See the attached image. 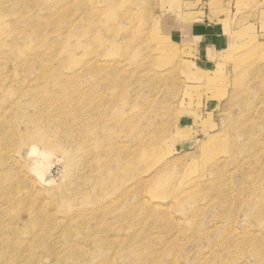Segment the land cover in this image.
<instances>
[{"label":"rangeland","instance_id":"rangeland-1","mask_svg":"<svg viewBox=\"0 0 264 264\" xmlns=\"http://www.w3.org/2000/svg\"><path fill=\"white\" fill-rule=\"evenodd\" d=\"M0 264H264V0H0Z\"/></svg>","mask_w":264,"mask_h":264}]
</instances>
